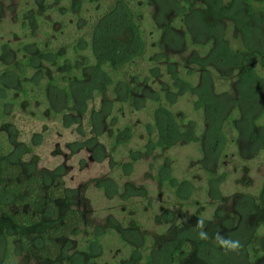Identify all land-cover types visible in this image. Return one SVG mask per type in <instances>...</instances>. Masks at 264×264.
Masks as SVG:
<instances>
[{
    "label": "trees",
    "instance_id": "16d2710c",
    "mask_svg": "<svg viewBox=\"0 0 264 264\" xmlns=\"http://www.w3.org/2000/svg\"><path fill=\"white\" fill-rule=\"evenodd\" d=\"M50 1L25 6V39L17 43L22 55L0 72V264H16L18 258L30 264H102L100 239L113 229L129 249L116 264H264V184L235 212L220 208L209 220L198 215L181 221L165 210L156 216L165 228L156 238L137 221L128 227L107 223L80 244L75 236L84 213L63 171L36 169L34 149L43 135L33 133L26 141L14 120L16 109L28 111L34 102L41 105L45 100L63 126L75 128L81 137L75 144L95 147L100 144L98 127L115 104L130 102L135 111L143 107L137 95L159 76L156 64L170 65L165 46L180 48L190 41L196 51L187 71L169 66L167 84L173 82L174 88L195 95V108L204 112L211 139L223 136L224 122L232 118L233 128L246 125L258 142L252 127L264 114L260 109L253 116L264 95V0ZM88 7L93 12L86 16ZM143 7L156 9L164 39L158 40L157 51L148 59L155 65L148 66L150 75L137 62L146 49ZM232 28L241 46L230 42ZM196 74L201 79L197 84L192 79ZM214 74L238 77L236 100L212 90ZM146 95L157 107L145 124L149 135L145 154L194 139L193 128L163 106L158 91ZM175 95L167 91L165 97L173 103ZM219 95L231 104L213 106L211 101ZM144 109L150 110L148 105ZM129 129L116 133V142L121 143ZM141 154L133 151L131 157L137 161ZM159 180L175 183L169 175ZM129 187L123 196L133 193ZM180 192L179 185L176 194L181 199ZM248 215L251 223L246 222Z\"/></svg>",
    "mask_w": 264,
    "mask_h": 264
},
{
    "label": "rangeland",
    "instance_id": "374dc122",
    "mask_svg": "<svg viewBox=\"0 0 264 264\" xmlns=\"http://www.w3.org/2000/svg\"><path fill=\"white\" fill-rule=\"evenodd\" d=\"M34 2L44 0H0V72L22 55L17 43L25 39L22 26H25L26 19L23 11L26 10L25 6ZM92 12V7H88L85 15L89 16ZM142 12L141 27L146 49L137 62L150 75L148 66L155 65L148 59L157 51L158 40L164 41L163 31L160 29L161 23L156 19L154 7H143ZM236 35L233 28L228 32L234 47L241 46L236 41ZM163 51L171 58L170 65L156 64L160 69L159 76L144 87V93L137 95L143 101V107L135 111L130 102L115 104L112 113L104 117L98 127L100 144L95 147L75 144L81 138L77 136L75 128L73 130L63 126L59 115L52 111L53 106L49 107L45 100L41 105L34 102L28 111L23 108L14 111V120L19 121L25 133L23 139L28 141L33 133L43 135L42 142L34 149L36 169L50 171L56 167L61 168L67 186L84 213L83 223L75 236L80 244L88 241L99 227L107 223L128 227L137 221L150 237L156 238L165 231L156 222V216L165 210L173 211L181 221L198 215L209 220L220 208L235 212L242 203L248 202L247 196L256 195L264 184V114L252 127L258 142L251 138L250 129L246 125L239 123L237 128H233L232 118L224 122L223 136L211 139L212 132L207 133L209 126L204 112L195 108V95L174 88L173 82L167 84L169 66L187 71L188 60L196 48L189 41L180 48L165 46ZM257 68L262 72L259 66ZM190 69L193 70L192 66ZM185 71H181L184 78H189ZM192 79L195 84L201 80L199 74ZM163 85L166 87L163 88ZM212 90L219 94L226 93L227 97L236 100L239 95L238 77L235 74L230 77L214 74ZM157 91L163 106L172 110L178 119L182 118L185 126L193 128L194 139L181 141L170 149L162 148L145 154L149 142L145 124L152 119L151 112L157 107L148 99L146 92ZM167 91L176 93L173 103L166 99ZM227 97L219 95L211 103L213 106H229L231 102ZM259 103L256 104L258 110L253 116L260 109L264 111V95ZM238 104L242 105L243 102L239 101ZM146 105L149 111L144 109ZM35 111L38 113L36 116L33 113ZM126 126L130 129L121 135L122 142H116L115 134L123 131ZM138 150L142 154L135 161L131 153ZM168 175L175 179V183L164 181L161 184L159 178ZM127 185L133 193L123 196ZM179 185L181 199L176 194ZM251 218L248 215L246 222L251 223ZM104 230L100 229L99 233H104ZM135 240L139 241L138 238ZM100 241L104 249L102 264H116L120 257L128 255L126 243L120 241L114 229L104 234ZM16 264L30 263L21 262L18 258Z\"/></svg>",
    "mask_w": 264,
    "mask_h": 264
}]
</instances>
